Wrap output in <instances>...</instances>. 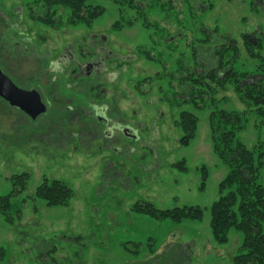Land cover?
I'll use <instances>...</instances> for the list:
<instances>
[{"label": "rangeland", "instance_id": "1", "mask_svg": "<svg viewBox=\"0 0 264 264\" xmlns=\"http://www.w3.org/2000/svg\"><path fill=\"white\" fill-rule=\"evenodd\" d=\"M44 1L0 0V68L20 89H36L47 106L32 120L0 98V197L21 190L13 178L28 175L26 188L11 198L14 222L0 212V264H233L242 234L232 230L219 245L210 227L228 168L213 152L209 119L213 111L248 112L239 136L250 148L264 140V127L231 84L212 85L197 107L183 102L189 88L182 80L215 68L219 56L201 43L211 33L212 47H237L220 58L224 66L233 63L241 84L264 83V0H136L140 17L137 10L120 16L111 0H92L106 10L93 26L56 29L30 19ZM128 14L138 15L135 24L115 29ZM90 35L106 36L102 46L127 57V68L117 71L109 62L98 79L82 80L72 77L75 64L57 70L64 47L81 63L90 60ZM245 36L261 46L249 51ZM90 103L109 106V119L133 137L119 127L109 130ZM184 111L199 120L188 147L180 145L177 126ZM54 180L73 191L65 207L35 196ZM258 181L264 187V167ZM139 202L160 210L199 207L204 216L156 220L132 211Z\"/></svg>", "mask_w": 264, "mask_h": 264}, {"label": "trees", "instance_id": "2", "mask_svg": "<svg viewBox=\"0 0 264 264\" xmlns=\"http://www.w3.org/2000/svg\"><path fill=\"white\" fill-rule=\"evenodd\" d=\"M111 1L119 8L120 16H125L124 10H137L139 17L142 16L139 12L141 9L135 6L136 0ZM91 2L92 0H45L40 4V12L31 10L30 19L55 29L58 26L62 27L63 24L69 27L80 25L91 27L106 11L105 8L92 5ZM138 15L128 14L127 18L123 17L118 20L114 24L115 29L117 27L129 28L131 24L129 22L132 21V25L133 22L135 24ZM159 32L157 31L158 34H160ZM167 36L171 42L172 34L167 33ZM245 39L249 51L252 50L251 48L261 46L260 41H255L257 46L255 47L253 42H248L246 36ZM163 40L164 36L163 39L160 38V43ZM201 43H207V48L219 56L218 63L214 62L215 68L205 74L192 72L182 80L189 88L186 100L183 102L199 107L197 100L202 99L206 93L212 92V85L224 88L227 84H231L239 93L240 99L250 108L256 109L255 115L261 118V124L264 127V83L243 85L233 68V63L229 61L228 65L224 66L225 63L223 64L221 58L224 59L225 53L237 51V47L233 43L231 46L219 43L212 47L214 40L211 33H208L206 41ZM220 56L222 57L220 58ZM195 57H197V53H195ZM221 74L224 75L223 80L220 78ZM241 77L246 78V75H241ZM248 122V112L221 110L213 111L210 115L209 125L213 152L228 168L226 177L219 184L220 197L210 209V227L213 238L219 245L229 242V233L232 230L242 234V243L233 264H264V187L258 181L260 170L264 167V140L251 148L241 141L239 135L246 129ZM198 125L199 120L195 114L187 111L180 113L177 126L183 134L180 140L182 147H188L196 138ZM178 167L181 170L184 169L183 166ZM27 180V174L14 177V184L16 182L20 184L21 190L0 197V212L11 223L14 222L9 214L11 198L26 188ZM35 196L45 201L49 207H65L73 198V191L64 182L54 180L49 183L45 181L36 189ZM132 211L156 220H172L176 223H182L185 220H202L204 216L203 210L199 207L185 206L172 210H160L147 202L135 204ZM4 254L5 251L1 248L0 262L3 260Z\"/></svg>", "mask_w": 264, "mask_h": 264}, {"label": "flooded vegetation", "instance_id": "3", "mask_svg": "<svg viewBox=\"0 0 264 264\" xmlns=\"http://www.w3.org/2000/svg\"><path fill=\"white\" fill-rule=\"evenodd\" d=\"M90 36H91V38H90V43H89V49H90V52H89L90 60L89 61H87L85 63H81L78 60V58L75 56V53H74V51H72L71 48L64 47L62 49V51L58 54V56L55 60V64H54L55 68L57 70L59 68L60 71L65 72V70L69 69V67H71L72 64H75L76 69L72 72L73 73L72 77H74L73 79H80V80L84 79L83 77H89V78L95 77L96 79H98L100 77V75H103V73H105L107 71V69H108L107 66H108L109 62L114 64L117 71H124V69L127 68V65H126L128 63L127 57L116 54L112 50L106 51L107 46H105V47L102 46V45L106 44L105 43L106 42V36L99 37L100 41H98V39L95 40L97 38V35H90ZM97 44H99V46H97ZM79 52L82 55L81 50H79ZM116 69H115V71H116ZM60 84H61V82L59 83V85ZM62 85H64L63 82H62ZM67 86L70 88L69 85H67ZM111 86H112V84H111ZM69 88L67 90H63V91L69 92L70 91ZM60 92H61V89H60ZM119 92L120 91L117 90V94H119ZM99 93H100V91H99ZM117 94H116L117 97L114 95L112 96L115 99L114 100L115 101L114 107H117L118 103H116V101H118L121 97V95L118 96ZM41 97H42V95H41ZM42 99H43V97H42ZM90 108L92 109V112L96 115L97 119H99V121L106 122L109 124V127H108L109 130L114 131L116 128L119 127L121 132H123V133L125 132V134L127 136L133 137L132 132H131L132 134L129 135L126 133V131H124L125 126H123L119 120L114 121L113 119H109V117H108V114L110 111L109 106H107L105 104L98 106V105H94V104L90 103ZM117 110H118V108H117Z\"/></svg>", "mask_w": 264, "mask_h": 264}, {"label": "water", "instance_id": "4", "mask_svg": "<svg viewBox=\"0 0 264 264\" xmlns=\"http://www.w3.org/2000/svg\"><path fill=\"white\" fill-rule=\"evenodd\" d=\"M0 98L11 107L17 108L32 120H36L47 112L40 93L34 90H23L4 74L0 68Z\"/></svg>", "mask_w": 264, "mask_h": 264}]
</instances>
